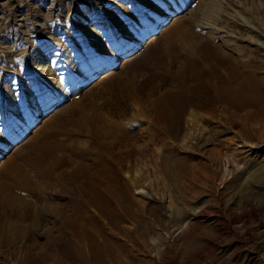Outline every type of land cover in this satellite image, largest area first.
<instances>
[{
  "label": "rangeland",
  "instance_id": "374dc122",
  "mask_svg": "<svg viewBox=\"0 0 264 264\" xmlns=\"http://www.w3.org/2000/svg\"><path fill=\"white\" fill-rule=\"evenodd\" d=\"M51 1L59 6V14H47ZM240 1L243 9L251 7L253 2ZM104 2L110 4L112 0ZM133 2L134 5L141 3L139 7L149 4L153 8L157 0ZM255 2L264 3V0ZM107 7L106 3L103 5L101 1L93 0H0V100L5 104L6 114L10 113L9 117L0 114V125L21 119V113H24L21 112V94L28 108L36 101L29 81L24 80L26 72L37 78L38 85L48 80L47 92L60 99L57 106L40 115L29 133L0 159V173L7 157L19 153L18 147L29 137L38 139L42 132L36 133V130L65 105L75 107V117L79 107L89 116L98 113L112 117L125 129L128 127L132 148L130 157L120 165H113L116 176L112 179V208H122L129 202L131 216L120 223H112V228L102 224L100 229L104 236L112 239V264L117 259L121 264L125 261V264H264V109L259 108L264 106V88L260 87L261 94L254 99L257 118L247 122L249 128L246 130L236 129V120L244 119V111L230 109L228 112L237 114L238 119L232 117L231 120L228 115L224 118L221 113L212 118L207 116L199 122L200 125H192L191 137L182 119L170 133L160 132L159 140H151L158 130L156 120L166 109L150 108L149 103L166 98L168 91L175 95L179 89V86L175 88L178 84L173 78L177 71L175 60L181 58L182 53L173 43H167L166 30L174 18L187 13L189 5L181 13V9L171 6L163 25L152 36L145 32V28L137 29L142 44L136 51L120 55L122 58L117 60L116 67L94 76L88 84L75 80L74 85L66 90L59 74L69 72L73 75L71 72H76L81 58L74 55L100 58L97 53L107 43L103 33L98 38L95 37L97 32L93 31L85 38V44L98 47L88 52L82 39L77 37L79 30L88 25V21L83 22V16L89 15L87 19L90 20L96 12L103 10L108 12L104 15L112 21L111 9ZM150 7L140 13L127 4L124 7L127 18L121 21L122 28L118 30L126 33L137 20L133 17L135 14L140 16L143 13L140 17L147 18ZM254 8L256 6L251 11L254 18L264 17V7L257 11ZM119 16L113 15V22L118 21ZM18 35L25 39L22 43L32 57L28 61L24 60L20 41L16 39ZM68 44H74L76 48L73 56ZM50 48H62L61 59L68 61L64 67L57 62L51 64ZM36 55L43 60L37 62ZM127 59L131 62L124 65ZM42 62L45 66L40 72L36 70V64ZM58 65L62 71L57 70ZM110 71L112 76L108 74ZM49 74L53 75L52 79ZM104 75L109 77H106L108 80H99ZM171 78L174 81L171 82ZM122 83L127 89L119 88ZM18 87L20 89L15 92ZM120 98L126 101L112 107V101ZM133 100L135 105L130 104ZM142 101L147 110L144 115L141 113ZM173 107H177L175 103ZM59 116L65 118L66 114L60 113ZM57 123L54 122L50 132L58 140L66 143L87 140L72 120ZM186 135L188 139H185ZM117 150L122 152L123 147L119 146ZM27 154L29 158L35 157L30 151ZM24 160L15 159V162L38 182V175L32 170L34 167L26 166ZM5 179L6 184L18 187L12 179ZM43 190L32 194L13 190L12 194L30 203V209L19 208V212L14 213L0 208V264H29L25 261L29 259H33L34 264H56L51 243L61 246L58 235L62 231L59 233L57 225L52 227L44 221V203L53 196Z\"/></svg>",
  "mask_w": 264,
  "mask_h": 264
},
{
  "label": "bare ground",
  "instance_id": "6f19581e",
  "mask_svg": "<svg viewBox=\"0 0 264 264\" xmlns=\"http://www.w3.org/2000/svg\"><path fill=\"white\" fill-rule=\"evenodd\" d=\"M93 1H101L103 5L106 3V7L111 9L109 16L112 15V21H109L107 15H104L108 12H103V10L96 12L90 20L87 19L89 15H84L83 22L88 21V25L79 30L80 32L78 31V40L82 39V45L88 48V52L98 47L95 44L93 46H90V43L85 44L87 41L85 38L91 36L93 31L97 32L95 37L98 38L99 34L103 33L104 38H107V43L104 48L98 51L97 56L100 58L96 59L93 56L82 58V56L74 55V52H77L74 44H68V47H71V55L81 58V60L78 61L79 66L75 70L76 72H71L73 75H70L69 72L59 74L64 79L65 89L67 87L69 89L71 84L74 85L75 80L86 85L94 76L116 67L117 60L122 58L120 55H130L142 44V38L137 35V29L145 28V32L152 36L163 25L162 22L165 21L166 13L170 11L171 6L174 9H181V13L183 8L189 5L187 13L174 18L166 30L167 43H173L182 53L181 58L175 60L177 71L174 78L172 77L178 84L175 85L176 87L173 86L175 88L179 86V89L175 95L169 94L167 90L166 98L155 99L151 101V104L149 103L150 108L163 107L166 109L160 112L161 115L159 114L160 116L156 120L158 130L153 133L151 140H159L158 133L160 132L169 131L170 133L171 129L173 130L182 119L185 120L190 137L192 125L199 124L207 116L212 118L213 115L221 113L220 116L224 115V118L228 115L231 116V120L232 117L238 119L237 114L228 112L230 109L240 113L244 111V119L238 120L239 122L236 120L237 130H246L249 126L247 122L257 118L254 114L256 108L254 99L258 96L257 94H261L260 87L264 88V17L254 18L251 11L254 6H256L255 10L260 8L262 10L264 3H256L255 0H251L253 1L252 6L243 9L240 0H157L156 6L151 8L149 4L143 7L138 6L141 3L134 5L133 1L135 0H112L111 5L104 0ZM53 2L51 1V5L47 8L48 15L60 12L59 6L57 7L55 3L52 4ZM127 4H130V7L135 8L134 11L138 12L148 9L147 7L150 9L147 18L140 17L143 13L140 16L135 14L133 17L137 20L125 33L118 29L122 28L121 21L127 18L124 10ZM118 14L120 15L117 18L118 21L113 22V15L117 16ZM16 39L20 41L19 45L22 54H24V60L28 61L31 56L25 44L22 43L25 39L19 35ZM174 45L172 46L174 47ZM61 50L62 48L57 50L52 48L49 54L52 58L51 64L54 65L57 62L62 65L61 67H64L68 61L65 58L61 59ZM34 58L37 62L43 60L37 55ZM173 58L175 57L173 56ZM130 60H125L124 65L131 62ZM43 63L36 64V70L43 71L45 66ZM61 67L58 65L57 70L62 71ZM112 73L110 71L108 74L112 76ZM24 75L26 76H24V80L29 81L28 84L35 93L36 101L31 108H28L24 103V96L20 93L21 112H24L21 113L23 114L21 119L15 122L12 119L11 122L0 125V159L15 143L29 133L40 115L53 106H57L60 101V99L54 98L53 94L47 92L48 80L38 85L35 81L37 78L31 73L26 72ZM49 75V79H52L53 75ZM107 75L102 76L99 80H108L106 77L109 75ZM169 76L167 75L166 78ZM172 78L171 82L174 81ZM262 84L263 86H261ZM122 87L127 89V85L124 83L119 86V88ZM19 89V87L16 88L15 92ZM132 98L134 97L132 96ZM124 100L126 101V99ZM124 100L120 98V100L112 101V107L120 105ZM135 103L136 101L133 100L130 104L135 105ZM174 103L176 108L173 107ZM141 104L143 107V101ZM4 106V102L0 100V114H6ZM72 106L65 105L50 116L45 125L36 130L37 132L35 131L36 133L42 132L37 137L38 139L29 137L18 147L19 153L14 152L12 156L7 157L0 173V177L4 176V178H0V208L14 213L19 212V208L30 209V203H27L21 196L12 193L27 191L32 194L46 189L52 193L53 197L46 198L48 202L44 203L46 214L44 221L52 227L57 225L59 233L62 231L60 236L58 235L60 238L58 242L61 246L56 247L54 243H51L53 252L56 253L53 255L56 258L54 262L56 264H112V239L104 236L100 229H102V224L112 228L113 224L120 223L131 216L129 202L122 208H112V179L116 176L113 165H120L122 161L131 156L129 129L128 127V130L125 129L126 127L124 126V128L116 120L115 122L112 117L108 118L97 112L95 116L86 115L87 113L85 112V114L81 107L77 109L75 117V107ZM263 107L259 106L261 110L264 109ZM141 109H143L141 113L144 115L147 110L145 111L144 107ZM194 109H198L200 112ZM26 111L28 115H26ZM60 113L66 114L65 118H61ZM9 114L7 113L5 117H9ZM240 117L242 118V116ZM68 119L79 127L82 134L86 135L85 142L77 143L76 140H73L66 143L51 134L54 122L58 121L61 124V121L64 123ZM162 119L165 121L163 122ZM119 146L123 147L122 152L117 150ZM27 151L32 152L35 157L29 158ZM24 155H26L25 158ZM15 159H25L26 166L34 167L32 170L38 175L36 176L39 178L38 182L33 180V177L30 178L24 172L25 170L23 171V168L16 164ZM5 178L12 179L18 187L14 188V186L6 184ZM49 239L51 240L50 236ZM32 260L25 261L34 264ZM115 264H121V262L117 259Z\"/></svg>",
  "mask_w": 264,
  "mask_h": 264
}]
</instances>
